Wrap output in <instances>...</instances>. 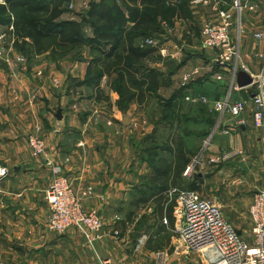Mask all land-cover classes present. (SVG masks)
<instances>
[{
  "label": "crops",
  "instance_id": "obj_1",
  "mask_svg": "<svg viewBox=\"0 0 264 264\" xmlns=\"http://www.w3.org/2000/svg\"><path fill=\"white\" fill-rule=\"evenodd\" d=\"M219 2L217 11L209 7L203 8L205 14L204 16L201 14L199 20L201 23L218 22L221 20L222 12L234 11L236 17L233 19L230 33L238 47L236 62L226 64L221 69L213 66L214 69L210 72L198 67V64L194 67L189 66L191 61L184 57L187 53L188 57L193 54L181 46V40L177 41L178 45H165L166 40L171 38L166 34L168 29L161 37V43L156 47V55L159 56L164 52L167 58H171L170 61L178 65V72L182 73V77L184 74L199 70L198 75L187 84L190 89L188 88L184 97L175 100V104L179 103L180 106L178 112L182 111V115L190 119L199 116L200 105H192L185 100L186 96L204 97L212 102L223 101L226 98H229L231 103L247 100L251 84L246 85V83L249 80L252 82L254 76L261 70L262 60L259 55L264 51V42L256 39L254 35L264 31V0H219ZM234 3L239 5L240 11L235 9ZM188 9L191 10L190 5ZM193 18L191 17V20ZM188 20V18L176 20L170 31L174 34L177 24L188 23ZM192 33L185 30L184 35L188 37L192 36ZM198 34L200 35V32ZM214 56L212 52L211 58L206 57V62L211 64ZM159 57L160 60L165 58V56ZM216 68L218 71L215 70ZM244 68H247L248 72H245ZM85 71V65L77 64L71 66L68 73L70 78L82 81ZM216 72L221 73L220 81L214 78ZM21 82L25 90L30 89L27 77ZM10 83L12 84L9 77L7 82L0 78V166L8 169V176L0 181V264H86L85 256L79 255L83 254V251H80L83 246L78 231L71 229L63 235H58L47 228L48 208L44 191L52 177V168L61 165L62 172L76 181L74 184L77 190L87 192L88 196L84 204L86 209L96 207L99 211L101 205L98 204L101 201L117 200L119 194L126 193L123 186L127 181H131V170H124L115 162L114 156L119 147L108 146L109 150L107 149L106 154L112 157L102 158L99 154L104 150V146H92L96 144L95 140L104 142L106 138L108 141L109 137L114 141L118 140L119 134L117 132L87 133L90 132L89 129L91 130L93 124L92 109L94 110L95 104L98 103L95 94L82 96L83 90L79 87L73 88V92L67 91L63 94H56L49 89L52 91L50 93L42 84L32 88L31 91L36 92L37 96L30 106L27 98L22 99L21 96L16 98L7 92ZM23 87L17 86L18 91L20 92ZM99 88L105 91L101 83ZM110 99V108H114L113 104L117 96L112 95ZM72 106L77 109L74 110ZM86 106L89 107L87 112ZM193 109H198V114L192 111ZM251 110L248 107L244 114L247 121L245 126L237 128L233 127L230 116L225 115L218 124L215 114L211 113L216 122L209 131V135L215 140L210 147V157L219 159L217 166L211 163L208 169L212 170L206 173V177H210V180L223 181V177L229 178L231 172L233 177L231 185L242 187L247 186V182L251 181L248 177L252 176L251 182L254 185H248L254 187L253 191L256 193L264 190V127H254ZM58 111L61 113L59 119L56 117ZM37 128L39 136L46 143V154L39 158L31 154L27 145V137L36 132ZM225 130H228L227 134H224ZM86 150L88 155L85 157ZM157 153L160 154L159 159H170L164 157L163 152ZM68 160L73 163L68 164ZM148 172L140 179L151 192L153 169ZM203 184L208 185L207 179H204ZM239 191L243 194L248 192L241 188ZM149 192L146 195H149ZM142 193L145 192L135 191L136 195ZM253 197L254 195L245 196L246 200L244 196L241 197L242 200L238 197L234 199V203L241 200V203L248 202V205H251ZM99 213L101 214L100 211ZM103 259L110 258L103 256ZM175 259L180 264V255ZM196 263L211 264L203 261L201 256L199 260L196 258Z\"/></svg>",
  "mask_w": 264,
  "mask_h": 264
},
{
  "label": "rangeland",
  "instance_id": "obj_2",
  "mask_svg": "<svg viewBox=\"0 0 264 264\" xmlns=\"http://www.w3.org/2000/svg\"><path fill=\"white\" fill-rule=\"evenodd\" d=\"M91 2L92 0H87V2L86 0H84V2L83 0L65 1V14L63 17L80 22L81 18H85L84 14L90 8ZM219 4L220 2L218 1V6ZM190 6L191 10L188 9V23L184 22L181 25L177 24V30L174 34L169 29L166 30V34L168 36H171V38L166 40L165 45H178L177 41L181 40V46L185 50L193 54V56L188 57L187 53V55H185L186 57H184L188 58L191 61L189 66L194 67L198 64V67L204 68L207 70V72H210L212 63H207L206 57L211 58L212 52L203 48L204 39L202 30L204 26L207 25V23L217 24L221 22L222 18H224V16L226 15L231 16L230 21L232 23V28L233 19L234 17H236V15L234 14L233 10H231L230 13L222 12L220 21L201 23V20H199V16L201 14H203L204 16L205 12L202 10L203 8H205V6ZM218 6L214 11L218 10ZM208 7L211 9L213 8L212 5ZM191 17H194V20H191ZM81 26L83 36L88 38L91 37L93 28L90 23H88V21L85 19L84 22H81ZM6 27L7 26H5V28ZM185 30L189 32L192 31V36L186 37L184 35ZM199 32L200 35L198 34ZM154 41L157 45L161 43L160 39ZM231 41L232 46L235 47L238 55V47H236L235 42L232 40V36ZM21 42L22 40H18L15 33L11 34L8 37H5L3 42H0V50L2 48L5 49L4 51H2V54L0 56V78L2 79V81L7 82V79L9 77L12 84H9L10 87L7 88V92H10V94L14 95L16 98H20V96L22 99L27 98V103L30 106H32L33 101L36 100L37 96L35 95L36 92L34 93L31 91L34 86H41L42 84H44L45 90L49 91L50 93L52 92L50 90H53V92H55L56 94H63L67 91L73 92L74 90L72 85H75V83L77 84L79 80L75 79L73 84L71 83L70 86V82H68V79L71 77L68 73L70 67L77 64H82V66H86L87 71L89 60H91V58L95 56L94 54H91L88 49L82 48L73 50L70 53H67L66 56H62L60 58H54L49 52L29 57L31 53V47L29 45L21 44ZM79 50L83 56V60L74 61L73 56ZM156 56L158 57V55ZM159 56H161V58L163 57L162 55ZM164 56L165 58H163V60H160V57H158L159 61L155 60V62L149 64V67L159 69L166 75L165 78L167 79V81L165 85L162 86L156 93H147L146 98L142 104H139L137 102L131 103L127 110H123L122 108H120V106L118 105V101L120 98L119 94L116 89L111 87L112 80H114L115 77L104 76L101 79L100 83L101 86L104 87L105 91L100 89L103 95L101 99H96L98 100V103L95 104L94 110L92 109L93 119H91V122L93 124L91 126V130L89 129L90 132L87 133L93 134L96 132H101L103 134V132H110V134H112V132H117V134H119L117 137L118 140L114 141V139H110V137L108 141L106 138L104 142H102L101 140H95L96 144H94L92 147H94L95 145L104 146V150L99 154V156L101 155L102 158L112 157L110 156V154L108 156L106 154V151L109 148L108 146H110V148L111 145L119 147V150H116V156H114V160L118 164V166L123 167L124 170L130 169L132 178L130 179L131 181H127V184L125 183V186H123V189H126V193L119 194L120 197H116L118 198L117 200H103L100 204H98L101 205L99 206V211L101 212V214L99 213V211H97L98 209L96 210V207L92 209L85 208L86 211H96L103 220V228L98 234L100 236L99 240L88 242L87 239L80 234L82 240L81 243L83 246L80 251H83V254L79 255L85 256V260L87 261L86 264H90L93 261L94 262L91 264H99L103 260V256H107L108 258H110V260L115 262L127 261L136 264H160V257H163V259H167L168 264H178L177 260L175 259L177 255H180V264H197L196 258H198L199 260V256L202 257L203 261L209 263H212V261L215 260L216 253L215 250L211 247L203 253L198 252L194 254L188 253L184 249H182L178 245V238L175 232L174 222L172 221V224H170L168 221L167 225H163V217L161 218L154 213V210L156 208L153 199H149V202L145 204L138 203V199L148 196L146 194H148L149 192L147 190L148 187L144 183H141V181H144L140 178L143 175L148 174V171H150V169H153L152 166H154L155 161L160 157V154L158 153L154 152L150 155L142 151L143 148L150 147L152 146V144H154L152 137H154L156 145H161L162 142H164L169 137L171 139L174 137L180 138L177 135H182L181 137H183V141L187 142V144L189 143L190 148L200 147L199 151L195 156H193L191 160L190 166H192L193 168H191L189 174L187 176H184L183 173V179L180 180V183H178L179 185L177 184V186L172 187L170 191H189L193 190L194 187L199 186V190L195 192H197L202 198L216 204L220 208L225 220L231 226L239 230L246 241L250 242L251 240V222L248 213L250 204L248 205V202L241 203V197L244 196L245 198V196L248 197L249 195L251 197V195L255 194L253 191L254 187L250 186L254 185L252 184L253 182H251L253 177H248L251 181L247 183L250 185L246 184L247 186L244 185L242 187H235V185H231V183L233 182L231 172V176L229 178L223 177V181H218L215 179L210 180V177H206V173L212 170L208 169L209 166H211L212 164L214 166L218 165L217 162L219 158L210 157V147L215 140L212 135H209L201 142L198 141V139H196L195 137L187 138L186 136H184V134H187V132L195 133V129L194 124L192 125V123H188L187 121H181V118L184 115H182V111L178 112V110L180 109V106L178 105L179 103L175 104V100L179 97L175 98L174 96L179 90L183 88L182 86H184L182 73L180 71L178 72V70H174L175 67L171 65L172 61H170L171 58H167V55ZM236 60H238V58L232 60L233 63L236 62ZM174 64L177 65L176 63ZM237 64L235 65L237 66ZM171 72H173V74H171ZM72 75H74V73H72ZM257 75H255L253 79H255ZM24 77H27L29 82L28 87H30V89H24V85L21 82L22 80H24ZM56 80L61 82L58 87L55 84L57 82ZM17 86L23 87L20 92L18 91ZM79 88L83 90L81 91L82 96H90L91 94H95V92L88 86H81ZM111 94L117 96L116 102L113 104L114 108H110V98H112ZM207 100V104H204L202 102L190 103L196 106L200 105L199 107L203 108V110L207 108L205 112L215 114V118H217L216 121H220V118L222 117L214 112L211 103L212 101L210 99ZM72 107L74 110L77 109L75 106ZM250 108L252 109V107ZM88 109L89 107L86 108V112L88 111ZM192 111H195L198 114V109H193ZM222 120L223 118L221 119V122ZM233 127L235 126L233 125ZM38 132L39 131L37 128L36 132L31 135L38 136V138L44 142L46 148V143L44 139L39 136ZM31 135L27 137V140ZM112 136L113 135H111V137ZM149 136H152L151 140ZM146 138H148V140H146ZM85 152L86 155L84 156L86 157L88 155L87 150ZM163 156L170 157V154L165 153ZM72 163L73 161L71 162L68 160V164L71 165ZM55 168L59 169L60 177H64L70 182L73 190L76 193L86 192L84 190H77L74 184L76 183V181L72 180L69 176H66L62 172L63 168L61 167V165L54 166L52 168V177L48 186L54 179L55 174H53V169ZM121 170H119V172ZM234 174L236 173L234 172ZM204 179H207V186L203 184ZM201 180L203 182L202 184ZM240 188L245 192H248L243 194L239 191ZM136 190L145 193L136 195ZM238 197H240L241 200H238L237 203H234V199ZM163 199L165 203V209L168 205H174L173 196L169 197L168 194H166ZM106 206H108V208H105ZM144 236L146 237V239L145 242L142 243L141 241L143 240ZM196 254H199V256H197Z\"/></svg>",
  "mask_w": 264,
  "mask_h": 264
},
{
  "label": "trees",
  "instance_id": "obj_3",
  "mask_svg": "<svg viewBox=\"0 0 264 264\" xmlns=\"http://www.w3.org/2000/svg\"><path fill=\"white\" fill-rule=\"evenodd\" d=\"M65 1L5 0V5H0V27L13 23L17 39L22 40L21 44L31 47L29 57L49 52L54 58H60L73 50L88 49L95 56L88 62L85 77L75 85V79L69 78L70 86L71 83L73 88L88 86L95 92L96 99H101V79L104 76L115 77L111 87L118 92V105L123 110H127L133 102L142 104L147 93H156L165 85L166 75L159 69L149 67L155 60L159 61L157 48L145 45V41L161 39L166 28L173 29L176 20H186L189 16V4L186 1L92 0L84 14L85 18H81L80 22L63 17ZM85 19L93 28L89 38L83 36L82 32L81 22ZM82 57L80 50L73 56L74 61L83 60ZM171 65L175 71L178 70V65L173 62ZM188 88L189 85L184 86L174 97L183 98ZM205 110L199 107V116L191 119L182 116L181 121L194 124L195 129V133L187 132L184 136L195 137L201 142L209 135L215 115L213 117ZM181 136L169 137L161 145H156L154 137L149 136L150 140L153 138L154 144L142 149L150 155L158 151L170 154V159L155 161L152 166L153 184L150 185L152 191L148 196L138 199V203L143 204L153 199L156 208L154 213L166 218L170 224L174 222V205H168L165 209L163 197L180 183L184 171L200 149L190 148ZM193 190H199V186Z\"/></svg>",
  "mask_w": 264,
  "mask_h": 264
},
{
  "label": "built area",
  "instance_id": "obj_4",
  "mask_svg": "<svg viewBox=\"0 0 264 264\" xmlns=\"http://www.w3.org/2000/svg\"><path fill=\"white\" fill-rule=\"evenodd\" d=\"M186 1L189 5L213 6L216 10L219 0H180ZM0 5H5V0H0ZM234 7L240 11L239 5ZM231 16L226 15L219 23H207L202 30L204 39L203 48L214 52L211 69L213 66L223 68L226 64L238 58L237 51L232 46L230 29ZM14 33L13 23L6 28H0V42L5 37ZM254 37L264 42V31L257 33ZM145 45L157 47L154 40H146ZM0 50V56L2 51ZM164 56V52H161ZM262 60L261 70L253 79L249 89L247 100H237L234 103L226 98L223 101L212 102L215 113L223 118L228 115L233 120V125L243 127L246 124V113L248 107H252V123L255 128L264 127V51L259 55ZM245 71H247L244 68ZM199 73L195 70L192 73L183 75V85L186 86ZM215 80L220 81L221 73H215ZM57 81V82H56ZM58 87L60 81L56 80ZM186 83V84H185ZM182 86V87H184ZM236 89V88H235ZM34 97V95H33ZM188 102L208 103L207 98L186 96ZM210 103V102H209ZM218 121V124L221 122ZM224 134L228 130L223 131ZM207 144V143H205ZM31 154L36 157H43L46 154L44 142L36 135H31L27 140ZM49 164V163H48ZM193 168L188 167L184 172L187 176ZM59 169H53L55 174L51 184L44 192L47 203L48 216L46 226L49 230L63 235L73 229L83 235L88 242L100 239L98 235L103 228L102 217L96 211H86L84 202L87 199L86 192L76 193L70 182L59 176ZM8 176V169L0 166V181ZM169 197H174L173 220L175 232L178 238V245L188 253H203L210 247L215 250L216 258L211 264H264V190L254 194L253 201L248 213L251 222L250 242L246 241L242 234L238 235L237 230L224 218L220 208L213 202L202 198L195 191H168ZM163 225H167L166 218L162 219ZM116 233V232H115ZM146 237H143L142 243ZM160 264H168L167 259L160 257ZM99 264H136L133 262H113L110 259H103Z\"/></svg>",
  "mask_w": 264,
  "mask_h": 264
},
{
  "label": "water",
  "instance_id": "obj_5",
  "mask_svg": "<svg viewBox=\"0 0 264 264\" xmlns=\"http://www.w3.org/2000/svg\"><path fill=\"white\" fill-rule=\"evenodd\" d=\"M251 83H252L251 80H249V81L246 83V85H250ZM56 117H57L58 119L61 117V113H60V111L57 112ZM237 234L240 235V232L237 231Z\"/></svg>",
  "mask_w": 264,
  "mask_h": 264
}]
</instances>
